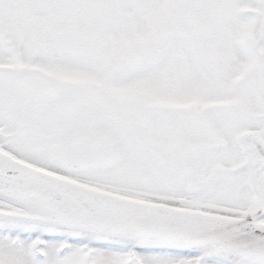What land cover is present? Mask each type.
Wrapping results in <instances>:
<instances>
[{"label":"snow or ice","instance_id":"6c2138e0","mask_svg":"<svg viewBox=\"0 0 264 264\" xmlns=\"http://www.w3.org/2000/svg\"><path fill=\"white\" fill-rule=\"evenodd\" d=\"M0 264H264V0H0Z\"/></svg>","mask_w":264,"mask_h":264}]
</instances>
